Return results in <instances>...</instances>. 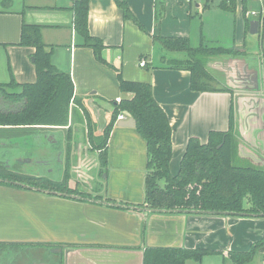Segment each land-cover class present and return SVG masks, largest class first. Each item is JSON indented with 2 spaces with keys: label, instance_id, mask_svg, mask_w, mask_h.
Listing matches in <instances>:
<instances>
[{
  "label": "crops",
  "instance_id": "1",
  "mask_svg": "<svg viewBox=\"0 0 264 264\" xmlns=\"http://www.w3.org/2000/svg\"><path fill=\"white\" fill-rule=\"evenodd\" d=\"M125 1L141 25L124 15L118 0H89V31L102 39L105 63L96 58L93 48L82 45L75 26V0H0V82L37 80L35 48L19 41L24 21L39 24L44 43L53 47L52 63L71 75L74 97L86 108L78 106L74 122L72 106L66 126L42 131L40 144L25 147L17 156L26 168L37 162L43 165L54 181L60 177L53 174L52 165L61 163L69 174L63 173L69 187L82 194L0 181V241L59 247L47 250L58 253L54 257L62 264H143L148 246L204 249L205 255H222L223 264H232L229 251H247L264 238V217L146 210L147 142L136 125L120 126L122 120L116 121L108 135L107 166L93 138H102L112 118L113 101L133 96L121 91L120 70L127 80L152 84L172 126L170 172L177 174L190 137L205 142L210 131L229 129L236 92L192 89L191 72L171 64L187 62L189 53L167 49L158 37H186L194 47L203 41H228L239 48H247L249 39L256 37L254 47L261 52L264 23L257 34H251L246 23L264 16V0ZM210 56L214 55L208 56L207 68ZM254 111L246 107L242 113L246 117ZM236 115L242 136L264 150V122L249 118L243 130L238 110ZM62 134L66 140L58 141ZM98 172L105 174V196L99 194L101 185L93 184ZM91 189L98 193L83 196ZM34 262L50 264L48 259ZM246 264H264V242Z\"/></svg>",
  "mask_w": 264,
  "mask_h": 264
},
{
  "label": "trees",
  "instance_id": "2",
  "mask_svg": "<svg viewBox=\"0 0 264 264\" xmlns=\"http://www.w3.org/2000/svg\"><path fill=\"white\" fill-rule=\"evenodd\" d=\"M118 2L124 15L141 25L126 1ZM73 9L76 30L83 38L82 45L93 48L96 58L107 63L102 56L104 48L102 39L94 37L89 31V0H75ZM259 20L264 23V16H260ZM250 23L251 21L247 19L248 31ZM42 28V25L24 21L19 41L20 45L35 48L37 80L33 83H19L15 79L8 83L0 82V139H6L0 142V149H4L3 155L0 153V167L5 158L18 156L25 147L40 144L43 138L42 131L66 126L71 112V100L84 109L82 101L74 97L71 75L52 63L53 47H48L44 43ZM158 39L167 49L184 50L189 53L187 62L175 61L171 64L191 72L192 89L197 91L221 89L210 85L217 79L207 68V58L216 54L218 51L216 47H201L196 51L186 37L159 36ZM193 50L198 54L193 55ZM239 52L245 55L247 51ZM261 54L264 64V46ZM118 82L122 92L131 93L133 96L113 101L111 121L103 131L100 141L94 137L93 143L101 149L102 164L107 166L108 135L118 116L123 113L127 118L135 119L136 129L147 142L148 174L143 203L145 208L159 212L165 210L169 213L202 212L215 215L229 213L233 216L264 217V166L234 163L238 156L239 137L234 132L235 128L233 129L235 125L233 115L229 129L210 131L205 142L196 136L190 137L179 171L172 175L170 172L173 155L172 126L165 109L154 95L152 84L127 80L120 70ZM69 142H72V138H69ZM7 170L9 171L7 176L11 177L12 181L6 182H18L21 185L25 183L66 194H80L77 189L69 187L67 176L60 182L48 176L40 178L34 175L13 174ZM160 180H164L165 183L162 185ZM263 242L264 238L254 243L247 251H229L228 258L232 264H246L254 258ZM51 246L53 245L0 241V264H15L24 251ZM207 252L208 250L204 249L147 247L144 250L143 264H186L190 258L200 262Z\"/></svg>",
  "mask_w": 264,
  "mask_h": 264
},
{
  "label": "rangeland",
  "instance_id": "3",
  "mask_svg": "<svg viewBox=\"0 0 264 264\" xmlns=\"http://www.w3.org/2000/svg\"><path fill=\"white\" fill-rule=\"evenodd\" d=\"M226 40V39H224ZM229 40V39H227ZM254 42H257V38H250L249 42L247 43V48L245 47H234L231 42H223V44L218 42H212V41H203V43L199 44V46L194 47L190 43V45L193 46V48L196 51H199L201 47H216L215 49L218 50L216 54H213L214 56H210L209 62H208V68L210 71L216 76L217 81H212L210 85H212L214 88H223V89H231L233 93L236 95V99L234 101L233 107H232V115L234 119V132H236V135L239 137V149H238V156L234 159V163L238 165H254V166H264V150L261 148L255 147L254 143L251 142L247 137L244 138L242 135L243 133L240 132L238 129V118L236 115V111L238 110V117L239 111L241 112L240 121H241V127L243 130H245V127H248V123H250L249 118L256 117L264 122V64L261 60L262 54L260 52V49L258 47H254ZM194 44H198V40L195 38L193 39ZM239 48V49H237ZM244 48V49H243ZM247 51L244 55L243 53H240L238 51ZM194 51V50H193ZM192 52L193 55H197L198 52ZM214 61V63L212 62ZM230 68V69H229ZM230 70V71H229ZM255 71V72H254ZM236 90V91H234ZM253 92V93H252ZM247 97H254L252 101L249 100ZM247 99V100H246ZM246 100V101H245ZM74 107L73 111V118L74 122L78 121L77 117L74 116L76 113L80 111L79 105H76L75 101H70V107ZM246 107L255 110L252 113H248L245 117V112L242 113L243 110H246ZM254 107V108H253ZM86 108L84 107V111ZM76 119V120H75ZM70 120H68L69 122ZM79 121L82 122V118L79 119ZM237 122V125H236ZM54 130L56 128H53ZM238 129V131H237ZM73 132V128L71 129ZM238 132V133H237ZM5 133V132H3ZM3 135V134H2ZM1 135V136H2ZM70 135V134H69ZM4 141L6 139H3ZM0 139V142L3 141ZM2 150V149H0ZM3 151H0V153L3 155ZM9 152V151H8ZM86 152H88V149H86ZM11 153V152H9ZM24 153V152H23ZM56 155H49L48 157H55ZM5 157V156H4ZM3 157V159H4ZM51 158V159H52ZM21 162V163H20ZM23 161H20L17 159V156H12L10 159L5 158L3 161V164H1L0 167V181H12L11 177H8L7 174L8 168L10 164H13V166H21ZM56 165V164H55ZM36 168L37 172L42 173V171H39L38 166H30ZM28 167L29 171H31V168ZM98 174H94V179L96 180L93 182L94 187H97L101 185V191L99 194H103L105 196L107 191V182L105 179V174L102 176H99ZM60 177V175H59ZM87 192V193H86ZM97 194L98 192L96 190H89L84 191L83 196H87L86 194ZM52 248H55V246H51ZM59 247H56L57 249ZM46 247H39L36 249H30L27 251H24L17 259V262L15 264H31L32 261L37 260H47L50 262V264H59L57 262V258L54 257L58 253H54L51 255ZM49 256V257H48ZM186 264H196L194 259L190 258L187 260ZM201 264H223V256L218 254H211V255H205L202 258Z\"/></svg>",
  "mask_w": 264,
  "mask_h": 264
},
{
  "label": "flooded vegetation",
  "instance_id": "4",
  "mask_svg": "<svg viewBox=\"0 0 264 264\" xmlns=\"http://www.w3.org/2000/svg\"><path fill=\"white\" fill-rule=\"evenodd\" d=\"M58 141H64V140H66V138H65V136L62 134L61 136H59L58 137V139H57ZM69 141V140H68ZM35 160H38V159H35ZM35 166H38V168H39V171H42V173H40V172H38V173H32L33 171H35V172H37L36 171V168H34V170L32 171V169H31V173H26L27 171V169H25V167H24V165H21V166H13V164H10V166H9V170L10 171H12V173L13 174H27V175H34V176H36V177H46L47 175H46V168L43 166V165H40L38 162L37 163H35ZM52 170H53V174L54 173H56L57 172V174H59L60 175V182H63V180L65 179V178H63V173L65 172V169H64V166L61 164V163H57L56 165H52ZM29 171V170H28ZM30 172V171H29ZM18 183V182H17ZM82 194V193H81ZM80 194V195H81ZM98 199V198H97ZM96 199V200H97ZM46 249H52L51 247H49V248H47L46 247ZM58 263H60V262H58Z\"/></svg>",
  "mask_w": 264,
  "mask_h": 264
},
{
  "label": "water",
  "instance_id": "5",
  "mask_svg": "<svg viewBox=\"0 0 264 264\" xmlns=\"http://www.w3.org/2000/svg\"><path fill=\"white\" fill-rule=\"evenodd\" d=\"M260 20H252L251 23H250V33L251 34H257L258 31H259V28H260ZM35 58L33 57V60ZM120 126H135L136 123H135V119L134 118H130L128 120H122V121H119L118 123ZM146 210H149V211H154V210H151V209H148L146 208ZM164 212H166L165 210H163ZM197 213H202V212H197ZM227 215H230L229 213ZM148 247H157V246H148ZM170 248H173V247H170ZM60 250V248L58 249ZM33 264H47L46 262H34Z\"/></svg>",
  "mask_w": 264,
  "mask_h": 264
},
{
  "label": "built area",
  "instance_id": "6",
  "mask_svg": "<svg viewBox=\"0 0 264 264\" xmlns=\"http://www.w3.org/2000/svg\"><path fill=\"white\" fill-rule=\"evenodd\" d=\"M253 14H255V13H253ZM142 66H144L145 65V61H142L141 63H140ZM127 117H125L123 114H120L119 116H118V119L117 120H124V119H126Z\"/></svg>",
  "mask_w": 264,
  "mask_h": 264
}]
</instances>
